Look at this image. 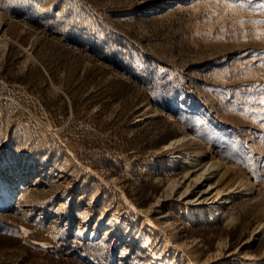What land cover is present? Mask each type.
<instances>
[{"label":"rangeland","instance_id":"374dc122","mask_svg":"<svg viewBox=\"0 0 264 264\" xmlns=\"http://www.w3.org/2000/svg\"><path fill=\"white\" fill-rule=\"evenodd\" d=\"M208 14L203 0H0V197L14 196L0 264H264V180L226 154L264 159V128L240 114L264 80L234 74L264 41ZM191 129L224 162L198 182L189 149L167 145ZM246 174L253 188L220 205L216 188Z\"/></svg>","mask_w":264,"mask_h":264},{"label":"snow or ice","instance_id":"6c2138e0","mask_svg":"<svg viewBox=\"0 0 264 264\" xmlns=\"http://www.w3.org/2000/svg\"><path fill=\"white\" fill-rule=\"evenodd\" d=\"M207 5L209 14L206 16L205 23H209L215 18L220 24V32H228L234 38L257 39L264 41V0H203ZM214 9H219L216 11ZM240 10H246V12L253 15H257L260 18L253 19L251 16H245ZM245 25L257 26L253 29H246ZM240 28L241 31L237 32L236 29ZM211 30L204 35H210ZM223 36H216L215 39H223ZM259 61L257 64L256 62ZM259 69V70H257ZM163 71V69H161ZM227 74V73H226ZM234 74L237 78H254L258 80H264V51H260L253 54L250 60L245 64L239 65V68L235 70ZM249 92H258V96H250L246 99L250 102L257 101L260 105L259 108L245 109L240 113L241 115L248 116L250 112L253 114L252 119L260 123L261 127L264 128V86L253 85L247 89ZM235 112L236 109H229ZM256 113L259 114L257 119ZM209 140L213 137L209 136ZM220 147V145H218ZM236 145L232 146L235 149ZM229 156L239 159L245 163L252 173L253 177L260 176L264 180V175L258 171V169H264V159L255 160L252 156L245 155L242 157H235L234 151H227ZM26 232V230H23ZM48 247V245H44Z\"/></svg>","mask_w":264,"mask_h":264},{"label":"bare ground","instance_id":"6f19581e","mask_svg":"<svg viewBox=\"0 0 264 264\" xmlns=\"http://www.w3.org/2000/svg\"><path fill=\"white\" fill-rule=\"evenodd\" d=\"M184 145L189 150L183 152L185 155H191V164L187 165V168L184 171V175H188L190 173V169L199 165L195 169V174L192 176L191 181L192 182H198L201 180L209 179L211 174L215 172L216 169H218L221 165H224V162L221 158H218V160H212L207 159L208 154L206 152L204 141L198 136V134L194 130L190 131H184L183 134L178 135L177 137L173 138L171 142H169L167 145ZM185 147V148H186ZM191 150H194V154L191 153ZM188 157V156H187ZM183 158V155L180 151H173L171 155L172 163L174 166L180 167V159ZM196 162V163H194ZM190 175V174H189ZM209 187L208 188H214L211 181H208ZM179 184L178 181L172 182V187H175ZM254 186V181L249 175H243L241 176V179L239 180V183L237 186L232 187L231 190L226 191L224 188L217 187L214 195L219 196L218 201L220 205H224L228 202H230V197L232 196V193H236L240 191L241 189H247L250 190ZM240 189H237L239 188ZM189 187L186 186L182 190V193H188ZM189 201L193 200V195L191 193L186 194ZM14 196L12 193H6L2 197H0V205H5L13 200ZM199 213L204 211V206L202 204V200H198L197 208ZM262 228H264V220L260 223Z\"/></svg>","mask_w":264,"mask_h":264}]
</instances>
